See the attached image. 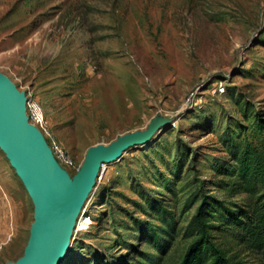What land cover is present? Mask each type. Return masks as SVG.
Here are the masks:
<instances>
[{
  "label": "rangeland",
  "instance_id": "rangeland-1",
  "mask_svg": "<svg viewBox=\"0 0 264 264\" xmlns=\"http://www.w3.org/2000/svg\"><path fill=\"white\" fill-rule=\"evenodd\" d=\"M0 71L42 105L72 176L92 145L169 119L104 163L61 264H181L197 242L211 262L262 261L231 222L264 193L237 171L264 143V0H0ZM34 208L0 148V264Z\"/></svg>",
  "mask_w": 264,
  "mask_h": 264
},
{
  "label": "water",
  "instance_id": "water-1",
  "mask_svg": "<svg viewBox=\"0 0 264 264\" xmlns=\"http://www.w3.org/2000/svg\"><path fill=\"white\" fill-rule=\"evenodd\" d=\"M25 91L0 71V148L34 203V222L24 253L6 264H61L82 208L104 163L132 146L147 144L169 119L154 118L147 129L92 145L73 176L55 157L43 131L29 122Z\"/></svg>",
  "mask_w": 264,
  "mask_h": 264
},
{
  "label": "trees",
  "instance_id": "trees-1",
  "mask_svg": "<svg viewBox=\"0 0 264 264\" xmlns=\"http://www.w3.org/2000/svg\"><path fill=\"white\" fill-rule=\"evenodd\" d=\"M237 164L238 175L247 188L253 191L258 187L264 189V143L254 144L247 140ZM223 216L226 218V213ZM233 217L231 224L238 228V238L248 248L261 252L262 261L258 264H264V193L260 195L252 211L247 210L241 217ZM148 255L146 254L148 261L145 264H157V258L154 256L150 258ZM213 256L208 246L203 247L201 242H197L181 264H223L218 257L211 262Z\"/></svg>",
  "mask_w": 264,
  "mask_h": 264
},
{
  "label": "built area",
  "instance_id": "built-area-1",
  "mask_svg": "<svg viewBox=\"0 0 264 264\" xmlns=\"http://www.w3.org/2000/svg\"><path fill=\"white\" fill-rule=\"evenodd\" d=\"M221 91L225 90L224 86L219 87ZM27 106V114L29 116V122L38 126L42 131H46L47 134L43 131L45 137L48 136V143L59 161V163L67 166H74L75 162L73 157L64 149V147L58 142V140L47 130H45L44 123H45V113L42 105L35 99L28 97V101L26 103ZM101 173V172H100ZM99 173V174H100ZM101 178V174L97 177V180Z\"/></svg>",
  "mask_w": 264,
  "mask_h": 264
},
{
  "label": "bare ground",
  "instance_id": "bare-ground-1",
  "mask_svg": "<svg viewBox=\"0 0 264 264\" xmlns=\"http://www.w3.org/2000/svg\"><path fill=\"white\" fill-rule=\"evenodd\" d=\"M104 165H105V164H103V166H104ZM101 169H102V167H101ZM100 172H101V170H100ZM82 209H83V208H82ZM83 211H85V209H83L82 212H83ZM82 212L80 213L79 217H81ZM79 217H78V220H77V225H78V226H79V224H81V221H83V217H81V218H79Z\"/></svg>",
  "mask_w": 264,
  "mask_h": 264
},
{
  "label": "crops",
  "instance_id": "crops-1",
  "mask_svg": "<svg viewBox=\"0 0 264 264\" xmlns=\"http://www.w3.org/2000/svg\"><path fill=\"white\" fill-rule=\"evenodd\" d=\"M4 202V201H3Z\"/></svg>",
  "mask_w": 264,
  "mask_h": 264
}]
</instances>
